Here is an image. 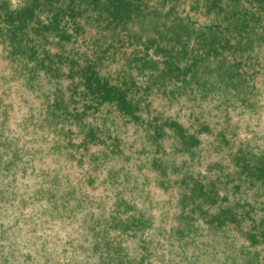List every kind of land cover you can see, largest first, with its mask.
Here are the masks:
<instances>
[{
  "label": "rangeland",
  "instance_id": "1",
  "mask_svg": "<svg viewBox=\"0 0 264 264\" xmlns=\"http://www.w3.org/2000/svg\"><path fill=\"white\" fill-rule=\"evenodd\" d=\"M0 264H264V0H0Z\"/></svg>",
  "mask_w": 264,
  "mask_h": 264
}]
</instances>
